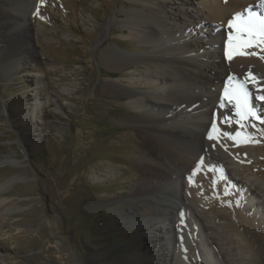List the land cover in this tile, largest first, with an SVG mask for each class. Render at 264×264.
Listing matches in <instances>:
<instances>
[{
    "label": "rangeland",
    "instance_id": "374dc122",
    "mask_svg": "<svg viewBox=\"0 0 264 264\" xmlns=\"http://www.w3.org/2000/svg\"><path fill=\"white\" fill-rule=\"evenodd\" d=\"M176 2L166 0L169 8ZM29 6L25 30L15 19L0 30V264H168L175 242L162 241L159 224L150 226L151 207H138L135 219L114 210L149 179L144 167L153 155L144 152L143 129L131 122L161 117L133 107L129 96L103 91L109 81L146 96L160 89L155 62L118 72L100 62L106 47L116 58L150 53L124 27V13L135 6L130 0ZM5 31L19 43L4 52ZM256 49L264 57V43L247 47L251 55ZM252 99L259 127L246 117L222 121L217 136L225 154L207 151L192 173L197 179L203 173L213 190L187 225L186 264H207L193 232L198 224L214 264H264V195L256 186L264 185V102ZM235 127L238 143L230 135Z\"/></svg>",
    "mask_w": 264,
    "mask_h": 264
},
{
    "label": "bare ground",
    "instance_id": "6f19581e",
    "mask_svg": "<svg viewBox=\"0 0 264 264\" xmlns=\"http://www.w3.org/2000/svg\"><path fill=\"white\" fill-rule=\"evenodd\" d=\"M31 1L0 0V14L5 15L0 19L3 21L0 30H5L14 19L18 30H25ZM130 4L135 8L124 13V27L139 43L149 46L150 53L116 58L112 49L106 47L100 55V62L114 72L129 65L138 67L155 62L160 69L157 78L160 89L146 96L109 81L104 84L103 91L108 95L129 96L133 107H147L161 117L131 122L143 129L138 136L148 141L144 152H152L153 155L144 167L149 179L137 183L139 187L132 201L122 200L114 210L135 219L138 207L147 203L152 209V217L148 220L150 226L155 229L159 224V233L164 235L162 241L175 242L168 264H186V247L191 240L187 225H193L195 212L201 211L205 195L213 190L212 183H207L203 173L201 179L193 177L192 173L200 170L207 151H213L215 155L225 154L222 145L226 143L217 136L219 124L226 122L228 117L241 118L237 115L235 102L230 103L225 98V91L230 92L238 80L244 81L254 113L252 98L264 95V60L259 51L256 49V53L251 55L246 47L244 55H234L231 60L225 55L230 50L229 37L234 35L228 22L235 13L245 9L262 14L264 7L261 0H201L197 4L192 0H177L176 8H169L166 0H130ZM6 5L19 12L21 18L11 17ZM7 34L4 52L19 43L18 37L12 38ZM23 52L20 48V53ZM4 56L8 60L13 59L9 53ZM249 73L255 81L248 77ZM181 107H187V111L178 114ZM246 118L259 127L255 115ZM156 126H161L162 130H157ZM240 132L237 127L230 131L235 143H238L237 134ZM148 145L154 147L149 148ZM246 151L250 152V147ZM181 179L184 180L183 185L178 186ZM256 186L264 195V185L256 181ZM152 219L157 223L152 224ZM193 229L203 261L214 264L204 239L203 226L198 224Z\"/></svg>",
    "mask_w": 264,
    "mask_h": 264
},
{
    "label": "snow or ice",
    "instance_id": "6c2138e0",
    "mask_svg": "<svg viewBox=\"0 0 264 264\" xmlns=\"http://www.w3.org/2000/svg\"><path fill=\"white\" fill-rule=\"evenodd\" d=\"M261 6L264 7V0H261ZM228 27L234 31V35H230L229 37L230 50L225 53L229 60L234 55H244L243 49L246 47H251L257 42L264 43V13L257 14L250 9H245L243 12L233 15L232 19L228 22ZM261 59H264V57H261ZM248 77L252 81H255V77L251 73L248 74ZM225 98L230 103L235 102L237 115L241 116V118L255 115L249 103V91L245 87L244 81L238 80L236 86L230 92L226 89ZM257 99L264 102V95L258 96ZM209 138L211 139V136Z\"/></svg>",
    "mask_w": 264,
    "mask_h": 264
}]
</instances>
